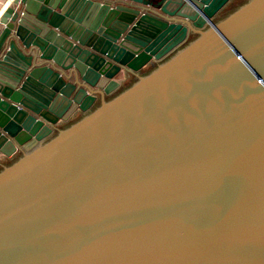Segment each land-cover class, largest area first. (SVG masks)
Masks as SVG:
<instances>
[{
  "label": "water",
  "instance_id": "water-1",
  "mask_svg": "<svg viewBox=\"0 0 264 264\" xmlns=\"http://www.w3.org/2000/svg\"><path fill=\"white\" fill-rule=\"evenodd\" d=\"M0 264H264V0H5Z\"/></svg>",
  "mask_w": 264,
  "mask_h": 264
},
{
  "label": "trees",
  "instance_id": "trees-1",
  "mask_svg": "<svg viewBox=\"0 0 264 264\" xmlns=\"http://www.w3.org/2000/svg\"><path fill=\"white\" fill-rule=\"evenodd\" d=\"M234 5H236V3H230L222 12L221 14L223 15L224 13H226L229 9H231Z\"/></svg>",
  "mask_w": 264,
  "mask_h": 264
},
{
  "label": "crops",
  "instance_id": "crops-1",
  "mask_svg": "<svg viewBox=\"0 0 264 264\" xmlns=\"http://www.w3.org/2000/svg\"><path fill=\"white\" fill-rule=\"evenodd\" d=\"M4 1H5V0H0V7H1V5L3 4Z\"/></svg>",
  "mask_w": 264,
  "mask_h": 264
},
{
  "label": "rangeland",
  "instance_id": "rangeland-1",
  "mask_svg": "<svg viewBox=\"0 0 264 264\" xmlns=\"http://www.w3.org/2000/svg\"><path fill=\"white\" fill-rule=\"evenodd\" d=\"M235 1H237V0H235Z\"/></svg>",
  "mask_w": 264,
  "mask_h": 264
}]
</instances>
